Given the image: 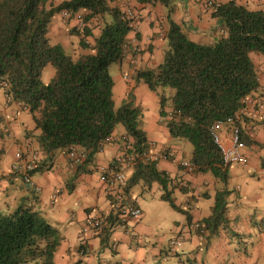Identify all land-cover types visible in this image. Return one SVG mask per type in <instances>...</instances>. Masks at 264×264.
Listing matches in <instances>:
<instances>
[{
  "label": "crops",
  "instance_id": "crops-1",
  "mask_svg": "<svg viewBox=\"0 0 264 264\" xmlns=\"http://www.w3.org/2000/svg\"><path fill=\"white\" fill-rule=\"evenodd\" d=\"M61 1L49 0L47 6ZM235 1L250 10L264 11V0ZM115 5L121 10L133 9L138 18L135 28L127 35L122 61L115 62L118 71L117 78L112 76L114 105L117 100L120 106L131 95L145 120L142 129L149 145L146 152L173 151L171 157L157 160L156 165L168 174L174 201L188 209L191 222L188 224L183 212L161 198L162 189L157 182L144 186L141 180L125 190L123 198L125 204L139 206L141 214L136 218H119L114 224L106 219L107 214L117 211L115 188L100 180L99 167L122 165L127 178L133 172L134 158L126 154L132 139L122 125L115 127L91 163L75 165L67 150H57L42 170L34 171L33 179L39 188L26 184L22 175L12 169V164L18 152L26 155L31 151H38V163L43 162L44 153L37 141L39 130L28 109L9 101L2 86L0 211L11 210L20 203L31 204L55 226L59 243L54 252V264H264V168L260 166L264 148L259 145L264 142V113H259L255 104L258 99L264 102V55L250 53L259 86L246 96L239 114L241 127L256 143L245 147L246 164L227 166L228 179L224 184L210 172L184 168L182 163L190 161L193 148L182 147L181 141L170 136L166 119L159 114L158 96L135 76L137 71L156 68L162 61L167 48L169 9V18L199 44H211L225 34L222 20L214 17L201 0H170L169 7L135 0H114L111 6ZM84 13L81 10L70 14L69 18L56 13L48 23L50 44H60L73 58L89 53L79 45V35L70 31L75 27L76 16ZM106 21L103 15L88 23L91 36L86 40L90 47ZM54 72V67L46 65L41 80L48 83ZM170 103L169 98L166 110L171 109ZM224 186L228 188L225 210L228 223L207 237V230L200 228L199 220L210 214L215 194ZM94 216H102L110 230L105 243L101 240L103 229L82 230L86 220ZM194 222L199 226H191ZM180 234L183 235L181 243L171 245V237ZM81 246L88 248L83 255L78 253Z\"/></svg>",
  "mask_w": 264,
  "mask_h": 264
},
{
  "label": "trees",
  "instance_id": "trees-1",
  "mask_svg": "<svg viewBox=\"0 0 264 264\" xmlns=\"http://www.w3.org/2000/svg\"><path fill=\"white\" fill-rule=\"evenodd\" d=\"M48 1L0 0V86L5 84L9 101L28 109L39 130L37 141L44 160L35 171L42 170L55 151L68 152L70 147L84 153L82 164L91 163L115 127L122 125L132 139L126 154L134 158L125 190L140 180L144 186L157 182L161 198L183 212L189 224L192 216L187 208L175 203L168 174L157 168L156 161L141 156L149 147L140 126L141 108L131 95L119 107L114 105L109 66L122 61L127 35L134 27L122 18L118 6H111L114 0H63L49 7ZM135 1L167 7L170 4V0ZM215 4L212 15L222 20L225 34L211 44L196 43L169 18V9L167 48L162 61L156 68L137 71L135 76L158 96L159 114L166 119L170 136L185 138L192 144L189 162L194 170L210 172L226 184L227 166L222 165L210 128L235 116L244 108L246 96L259 86L250 53L264 55V11L250 10L235 0H215ZM63 10L71 15L85 11L83 30L70 28L71 33L79 35L83 48L90 47L86 40L91 36L88 23L110 14L111 19L94 37L92 53L73 58L60 44H50L48 23ZM46 65L55 70L48 83L41 80ZM165 87L173 89L170 97L164 94ZM169 98L171 115L167 119ZM239 126L245 145L256 143L240 123ZM259 145L264 148V142ZM260 166L264 168V155ZM227 194L225 186L218 190L210 214L199 220L207 237L227 226ZM116 210L106 216L111 224L119 220ZM102 229L101 240L105 243L110 230L106 225ZM58 243L57 228L31 204L20 203L0 211V264H54Z\"/></svg>",
  "mask_w": 264,
  "mask_h": 264
},
{
  "label": "built area",
  "instance_id": "built-area-1",
  "mask_svg": "<svg viewBox=\"0 0 264 264\" xmlns=\"http://www.w3.org/2000/svg\"><path fill=\"white\" fill-rule=\"evenodd\" d=\"M203 1L206 6L210 9H214L216 7L215 0H201ZM122 18L129 22V25L135 28L136 21H137V13L129 8L126 7L122 11ZM61 14L65 18H69L70 13L68 11H61ZM86 26V23L82 19V15L78 14L76 16V24L75 27L78 30H83ZM5 84H3V87ZM257 106V111L260 113H264V102L258 99L255 102ZM242 110V109H241ZM236 113L235 116L228 117L225 122H216L211 128L210 132L213 138V142L217 145L220 154L222 165L224 167L229 166L231 164H246L247 163V155L245 152V143L242 141L240 137V117L239 114L241 112ZM168 116L170 118L171 109L167 110ZM223 124H228V131L225 136L221 135L219 130ZM129 145H127L128 148ZM173 155V151L167 150L162 153H148L144 152L141 156L150 161H157L159 159H167ZM68 156L71 159L72 163L77 165L84 160V153L82 151L77 150L75 147H70L68 150ZM40 160V153L38 151H31L26 155L18 152L16 154L15 162L12 164V169L15 172H18L22 175L24 182L31 187L38 189V185L35 183L33 179L34 171L37 167V164ZM184 168L188 171H193L194 166L188 162L184 161L182 163ZM100 173V180L104 181L108 185H111L115 188L114 190V203L118 208V216L121 219L126 218H136L141 214V209L139 206L136 205H127L123 202L124 198V191L127 183V176L124 172V167L122 165H112V166H101L99 167ZM105 221L102 216H94L90 219H87L82 230L85 231L87 229H94L99 231L104 226ZM191 226L198 227L199 224L197 222L192 223ZM202 231V229H201ZM183 240V235H176L171 237L170 244L171 245H179ZM86 246H81L78 249V253L83 255L87 252Z\"/></svg>",
  "mask_w": 264,
  "mask_h": 264
},
{
  "label": "rangeland",
  "instance_id": "rangeland-1",
  "mask_svg": "<svg viewBox=\"0 0 264 264\" xmlns=\"http://www.w3.org/2000/svg\"><path fill=\"white\" fill-rule=\"evenodd\" d=\"M50 1H52V0H50ZM104 18H105V20L109 21L111 19V16H110V14L106 13V14H104ZM85 50H88L89 53H92V50H89V48H86ZM66 53L68 54V52H66ZM117 67H118V63H113L110 66V70L109 71H110L111 76H113L114 79L117 78V71H118ZM163 91H164V94L166 96H169V95L173 94V89L170 88V87H165ZM115 102H116L115 108L119 107L118 106L120 104L119 101L115 100ZM124 102H125V100H124ZM144 122H145V120H142V118H140V126H141V128H142ZM227 127H228V124H223L222 127H220V130H219L220 134L227 132L228 131ZM174 139L177 140V141L178 140L181 141L182 145H183L182 147H185V148H188V149H192V144L187 139H185V138H180V139L174 138ZM135 188L136 189L138 188L137 185H135ZM166 264H168V263H166Z\"/></svg>",
  "mask_w": 264,
  "mask_h": 264
}]
</instances>
